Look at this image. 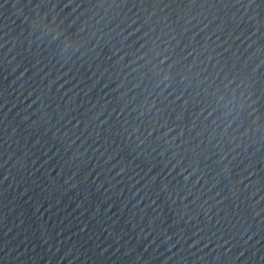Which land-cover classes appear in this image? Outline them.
Masks as SVG:
<instances>
[{"label":"water","instance_id":"95a60500","mask_svg":"<svg viewBox=\"0 0 264 264\" xmlns=\"http://www.w3.org/2000/svg\"><path fill=\"white\" fill-rule=\"evenodd\" d=\"M0 264H234L116 0H0Z\"/></svg>","mask_w":264,"mask_h":264}]
</instances>
